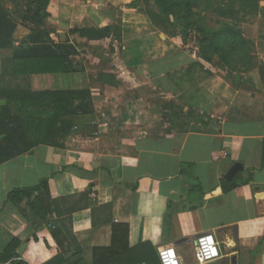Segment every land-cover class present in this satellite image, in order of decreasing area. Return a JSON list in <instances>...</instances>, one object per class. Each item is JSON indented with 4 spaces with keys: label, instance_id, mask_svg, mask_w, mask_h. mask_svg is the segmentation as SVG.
<instances>
[{
    "label": "crops",
    "instance_id": "obj_1",
    "mask_svg": "<svg viewBox=\"0 0 264 264\" xmlns=\"http://www.w3.org/2000/svg\"><path fill=\"white\" fill-rule=\"evenodd\" d=\"M4 1L18 25L15 46L32 44L25 0ZM256 5V22L239 24L252 67L235 72L199 61L189 40L177 43L185 15L173 17L170 30L152 23L153 0H50L43 21L50 39L76 50L68 69L15 73L4 51L0 88L75 94L25 105L37 118L59 119L52 132L42 125L31 134L40 143L0 163V264H158L166 245L196 264L202 233L213 234L220 251L207 264H230L232 256L264 264V0ZM91 28L109 29L98 37L72 32ZM236 162L242 169L225 178ZM44 179L47 189L7 199ZM113 223L128 225L127 245L100 253L111 246Z\"/></svg>",
    "mask_w": 264,
    "mask_h": 264
},
{
    "label": "trees",
    "instance_id": "obj_2",
    "mask_svg": "<svg viewBox=\"0 0 264 264\" xmlns=\"http://www.w3.org/2000/svg\"><path fill=\"white\" fill-rule=\"evenodd\" d=\"M157 7L156 11H146L152 23L156 20L163 22L164 30L172 28L173 17L183 14L186 18V25L183 28L181 37L183 44L191 39L190 33L194 34L193 40L197 45L198 60L204 64H224L229 70L235 72H247L252 67L254 59L252 44L246 39L239 28V24L247 17L258 13L257 0H153ZM50 0H25L23 19L34 24L31 33H36L30 38L28 44L24 40L21 46H15L14 33L18 25L12 19L11 13L5 6V1L0 0V53L10 51L9 57L4 59L9 63L13 72L23 74L30 73H52L66 71L68 69L67 57L76 54L73 45L55 44L49 37L51 29L46 28L44 19L48 15L47 6ZM214 13L217 17L216 27H209L205 22V12ZM212 18H209L211 20ZM168 25V26H167ZM109 28L96 29H75L72 32L81 36L98 37L103 36ZM172 36L175 32H170ZM31 45V46H30ZM61 50H64L63 53ZM3 59V58H2ZM65 61L67 63H65ZM199 65V64H194ZM192 65L191 67H193ZM259 74L264 80V64L259 66ZM56 97L57 101H63L65 96L75 93H30L25 90L15 89L12 86L0 88V99L3 98L7 104L0 105V163L30 150L39 140H32L31 134L42 131V125L46 132H52L53 127L59 119L58 112L52 117H35L25 105L30 100L42 99V96ZM81 96L88 95L87 91L78 92ZM21 103L22 106H18ZM8 104L17 106V113L13 114ZM80 106V105H79ZM80 109V107H78ZM63 108H61L62 110ZM62 124H68L67 121ZM264 158V147H263ZM40 188L47 189V179L40 182L39 186L26 189H15L8 193L7 199L16 201L23 197H31ZM37 203V197H34ZM43 200L41 199V202ZM41 206H44L41 204ZM53 234L57 236V228L53 227ZM128 225L112 224V241L108 248H97L98 252L104 254L116 253L114 248L119 244L127 245ZM95 250V251H96ZM95 264H103V261H96ZM158 264L159 259H158Z\"/></svg>",
    "mask_w": 264,
    "mask_h": 264
},
{
    "label": "built area",
    "instance_id": "obj_3",
    "mask_svg": "<svg viewBox=\"0 0 264 264\" xmlns=\"http://www.w3.org/2000/svg\"><path fill=\"white\" fill-rule=\"evenodd\" d=\"M226 155V153H223ZM194 245V258L196 264H207L220 256L218 242L211 233H202L197 236ZM160 264H183L176 246H162L157 251Z\"/></svg>",
    "mask_w": 264,
    "mask_h": 264
},
{
    "label": "rangeland",
    "instance_id": "obj_4",
    "mask_svg": "<svg viewBox=\"0 0 264 264\" xmlns=\"http://www.w3.org/2000/svg\"><path fill=\"white\" fill-rule=\"evenodd\" d=\"M204 15H205V22H206V24L209 27H216L217 26L215 24V21L217 20V17H216V15L214 13H211V12L207 11V12H205ZM209 18H212V19L208 21ZM248 20L251 22V24H254L256 22V20H257V17H256V15L255 16H251V17L248 18ZM192 35L194 36V34L190 33L191 39L189 40L190 42H188V43H189V45L195 46V41L193 40V36ZM182 39L183 38L180 36L178 38V40H177L178 41L177 43L182 44L183 43ZM261 61L263 62L264 60H261ZM160 101H161L162 104L165 102L163 100H160Z\"/></svg>",
    "mask_w": 264,
    "mask_h": 264
},
{
    "label": "water",
    "instance_id": "obj_5",
    "mask_svg": "<svg viewBox=\"0 0 264 264\" xmlns=\"http://www.w3.org/2000/svg\"><path fill=\"white\" fill-rule=\"evenodd\" d=\"M59 36L63 39L65 37V34L61 33ZM5 101L0 99V105H4ZM242 169V164L239 162L234 163L230 169L228 170L225 178L229 179L231 176H233L238 170ZM198 236V235H197ZM195 236V239L197 238ZM194 239V245L197 243L196 240ZM184 240H179L176 242V244L182 243ZM230 264H236V256L231 257V263Z\"/></svg>",
    "mask_w": 264,
    "mask_h": 264
}]
</instances>
